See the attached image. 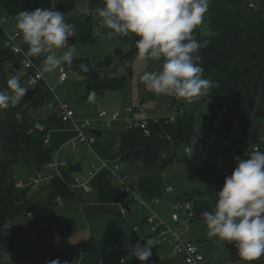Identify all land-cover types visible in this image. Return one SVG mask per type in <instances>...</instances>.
<instances>
[{"label": "trees", "instance_id": "16d2710c", "mask_svg": "<svg viewBox=\"0 0 264 264\" xmlns=\"http://www.w3.org/2000/svg\"><path fill=\"white\" fill-rule=\"evenodd\" d=\"M39 2L40 0L23 4L10 3L5 9L18 15L21 11L40 7ZM78 2L88 3L90 10L103 7L102 0H55L54 9L63 11L67 17ZM251 3H255L257 7H252ZM208 21V34H204L199 28L194 31L198 41H209L206 47L200 49V60L197 63L204 69V78L212 81L210 96L215 117L220 118L223 135L229 133L235 121H239L242 141L248 134L252 118L255 116L259 120L264 119V0H211ZM91 33L84 40L88 41ZM137 39L134 34L126 35L125 43L129 46L127 52L118 48L114 55L107 56L102 62L88 65L83 100H90L105 90H120L125 87L127 77H113L109 73L115 56L121 61H130L137 55ZM41 87L46 88L44 82ZM26 102L0 111V264H43L37 260L42 251L49 254L45 264H50L55 259H59L61 264H72L83 255L86 247L69 242L76 230L75 220L58 216L52 210L34 218L32 208L38 202L35 191L31 187H19V180L14 176L15 165L40 167L42 163L36 160L39 143L51 130L61 123H67L62 121L59 113H53L47 119L36 118L31 114V109L36 104L27 105ZM17 113L20 114V119H17ZM149 129V136L139 128L124 130L121 133L118 158L124 164L140 161L149 173L161 174L178 158L180 148L194 138L195 119L188 115L178 116L175 122H171L168 117L150 119ZM255 135V147L264 151L259 128ZM247 158L248 156L245 159ZM233 169L229 168L231 172ZM225 176L216 170V166L206 162L202 178L209 197L202 198L199 195L201 193L192 192L185 198L193 203V219L204 220L201 214L212 211ZM46 190V201L52 208L58 203L55 201L57 197L71 202L76 194L59 178L53 179ZM119 192L120 189L112 184L110 177L101 176V200L122 201ZM29 212H32V217L28 216ZM54 232L61 238L58 244L51 242L50 237ZM147 234L146 227H142L139 232L133 231L130 239L131 264H142L132 255V251L137 242L143 244L146 241ZM141 236L144 237L143 240ZM32 238L38 242L45 241L42 244L43 250ZM5 248L14 250V260L4 259ZM159 249V246L152 248L153 254L146 264L180 263L175 257L161 259Z\"/></svg>", "mask_w": 264, "mask_h": 264}, {"label": "clouds", "instance_id": "9594fccd", "mask_svg": "<svg viewBox=\"0 0 264 264\" xmlns=\"http://www.w3.org/2000/svg\"><path fill=\"white\" fill-rule=\"evenodd\" d=\"M210 3L211 0H102L103 7L97 8L98 23L109 30V36L131 33L138 37V59L162 61L159 71H145L140 77L148 91L191 102L205 95L212 85L197 63L200 49L209 41H198L194 35ZM15 27L17 35H22L29 45L26 57L44 55V73L71 63L77 44L71 43L69 37L75 36V29L66 22L63 11L43 7L21 11ZM27 92L17 77H10L7 88L0 90V109L18 105ZM247 155V159L234 157L236 167L225 176L214 208L201 215L209 238L218 237L232 244L239 258L252 264L264 256V151L253 150ZM154 246L153 238L143 244L137 242L132 255L146 264ZM50 264L61 262L55 259Z\"/></svg>", "mask_w": 264, "mask_h": 264}, {"label": "crops", "instance_id": "0c3cea01", "mask_svg": "<svg viewBox=\"0 0 264 264\" xmlns=\"http://www.w3.org/2000/svg\"><path fill=\"white\" fill-rule=\"evenodd\" d=\"M31 1L35 0H0V7H6L10 3L23 4ZM43 1L44 0H40L39 2L40 7H43ZM81 4H83V2H78L77 6ZM4 7H2L3 10L5 9ZM89 12L90 8L87 13L69 14L65 17L66 22L73 25L75 29V36L76 34L78 36H82V34H85V31L87 32L89 30V27L86 26V15ZM6 21L4 24H6ZM90 30L92 32L93 28H90ZM17 31L18 30L13 29V27H10L9 29L5 26L4 30L0 32V90H5L7 88V81L10 77L15 76L19 79L20 68L22 69L21 72L23 79L26 78L23 58L25 57L24 54L28 51L29 45L23 41L21 36L19 41L23 54H14L10 49L9 36ZM28 58H30L38 67L42 68L44 60L43 54L38 57L33 56ZM89 64L94 65L96 63L94 60L91 61L89 57H73L70 64L64 63V65L59 68L58 76L53 73H45V91H43L39 96H36L34 99L28 101V103L26 102L28 99L24 96L19 104L23 102H26L25 104L27 105L36 104L32 109H35L41 104L48 108L47 99L51 96V94H54L58 99H60L56 90L58 88H64V95L68 97L67 99L71 100L70 103L74 106V97H76L79 92L81 95V107L77 108L74 106L76 109L75 118L78 122L85 119L91 120L92 127L90 129H85V132L93 133V131H96L101 135V137L96 135L98 137V141L93 148L84 144H78L76 148H72L70 142L77 136V131L70 124L61 123L59 127L50 131L49 135L51 139L48 144L44 143V140L39 143L36 160L42 163V165L40 167L31 165V168L24 169L22 171V175L25 177V181H28L36 176L38 172L48 175L49 170L46 168V165L55 159L67 160L68 162H73L74 164H81L82 171L74 172L80 173L81 175H84L92 165L100 164L101 159H107L111 162L118 159L121 150V133L128 128V116L124 111V108L122 111L119 110L109 113V110L112 109L107 110V108H103V110H101L97 107L100 104L95 105V102H92L99 94L105 96L108 90L100 92L90 100H83V96L86 93L84 81L88 76L87 67ZM63 72L67 73V79L60 83L59 78ZM76 82H79V90L76 94H72V91H74V87L76 86ZM26 89H29V87H26ZM143 103H145L144 100L141 104ZM1 110L3 109H0V111ZM47 111L48 113L45 115L42 113L43 117L39 119H47L53 113H59L58 110L51 109L50 107ZM102 111H107L110 115L120 113V119L115 121L111 127H107L105 121L99 118V113ZM124 165L125 173L129 176L136 192L143 199L152 200L153 198L160 197L164 199V203L160 205H151L149 208L141 206L140 204H134L131 207L128 218H124L120 213V208L117 202L103 201L100 199L101 176L110 177L107 170H104L100 174L96 175L92 179L88 189L85 190L80 188L76 190L75 197H73L71 202L62 200V203H69L71 206H68V210H63L65 213H62L68 216H61L60 214L58 216L71 217L76 222V230L71 236L73 237V241L69 242L71 244L86 246L83 255L78 260L72 262V264H119V261L122 258L127 261V258L125 257L126 254L130 253L131 255L130 239L132 237L133 227L144 221L152 212L157 213L165 222L172 225L170 219L164 217L161 213L163 210L162 208L169 210L177 199L168 197L170 195H165L164 190L166 187L161 182V179L157 177V173H149L140 161ZM111 180L112 184L119 188V182L112 178ZM49 184L50 180H47L42 183L41 187L37 191H35L36 200L43 197L44 194H46L44 196L46 200V188ZM120 194L121 192H119V196ZM122 198L126 199L124 197ZM58 204L59 203H57V205ZM55 207H51L52 209L47 212H50L51 210L53 211ZM50 239L53 244H58L61 241L60 236L56 232L51 235ZM164 246L166 249H170L171 251L172 248L170 244ZM162 247H159V250H161ZM40 255H43V257L45 256L42 261V263L45 264L49 258L48 252ZM167 257H172V252L166 256H160L161 259H165Z\"/></svg>", "mask_w": 264, "mask_h": 264}, {"label": "rangeland", "instance_id": "374dc122", "mask_svg": "<svg viewBox=\"0 0 264 264\" xmlns=\"http://www.w3.org/2000/svg\"><path fill=\"white\" fill-rule=\"evenodd\" d=\"M54 4L55 0H44L43 8L54 9ZM4 16L7 20L4 27L6 26L9 29L10 27H13V29H16L15 23L17 15L13 16L4 9ZM86 16V26L89 27V30L87 32L85 31V34H82V36H78L76 34V36L70 37L71 42L80 46V50L76 51L73 57H89L91 61L94 60L95 63H99L107 56L114 55L118 48L127 52L129 46L125 43L126 35L113 34L112 36H109V30L102 27L98 23L99 18L97 16V9L90 10ZM90 28H93V33H91ZM197 28H199L204 34H208L210 32L208 12L205 15L204 22ZM0 32H2V30H0ZM90 33L92 37L90 36L88 41L84 40V37ZM58 55H62V52L58 51ZM161 67L162 61H154L152 59L140 60L137 55L130 61H121L119 57L115 56L109 74L113 77H127L125 87L120 90H108L105 96L99 94L92 102H95V105L100 104L97 107L101 110H103V108H107V110L112 109L109 110V113L119 110L122 111L124 106H143L149 111L148 117L152 119L185 115L194 117V138L189 144L183 145L180 148L179 158L167 166L162 174H157V177L161 179V182L165 185V187L172 186L174 188L175 191L170 194V196H167L173 199L175 198L177 201H183L186 198V195L192 192L201 193L199 195H201L202 198H208L209 196L206 191V183L202 178V170L204 169L206 162L209 161L213 166L222 165L226 168H235V156H240L242 159H245L248 156L247 154H250L251 151L254 150L256 145L255 133L258 128L259 134L261 135L260 137H264V119L259 120L254 116L251 120L248 134L242 141H240L242 138V129L239 121H235L229 133L223 135L220 123L215 117V110L210 96L211 87L205 95L193 98V102L186 106L183 114L179 113L180 104L186 101L177 99L174 96L156 95L148 91L140 79L145 71L157 72L161 69ZM19 70V80H21V86L26 88L28 87L26 78L23 79L21 72L22 69L20 68ZM58 71L59 68L53 72V74L58 76ZM75 85L76 86L74 87L72 94H76L79 90V82H76ZM43 91H45V89H43L37 96H39ZM56 93H58L61 100L71 102V100L67 99L68 97L64 95V88H58ZM80 98L81 95L78 92V95L74 97L75 101L73 102L75 103L74 106L77 108L81 107ZM143 100L145 103L141 104ZM28 101L30 100L28 99L27 103ZM48 108L42 104L38 105L35 109L31 110V114L37 118H42V113H44V115L47 114ZM213 133L216 135L213 148L209 151L198 153L196 151L198 143L206 142L209 136ZM186 147H190L192 152L187 153ZM30 166L31 165L27 164L15 165V179H25L22 175V171L26 168H31ZM45 195L46 194H44V196ZM44 196L38 198L37 204L32 208L34 218L52 209L51 206L47 204ZM68 206L71 205L69 203H59L53 209V212L57 215L60 214L61 216H68L66 214H62L65 213L63 210H68ZM162 209L161 214L170 219L173 226H177L171 219L172 206L169 210L164 208ZM181 214L184 218L183 211ZM178 228L184 234L186 239L192 240L201 246L206 259L210 264H246L245 261L239 258L237 250L232 244H228L227 242L220 240L218 237L209 238L206 235L207 227L204 220H186L180 224ZM32 240L39 244V247L43 250L42 244H45L44 240L40 242L33 238ZM69 241H73V237H70ZM170 252H172V250L170 251V249H166L164 246L158 251V254L163 257ZM13 253L14 250L12 248H5L3 251L4 259L7 261L14 260ZM42 257L43 255H40L39 258L37 257V260L43 261L45 256L43 258ZM125 257L127 258L128 263L131 264L129 262L131 259L130 253H127ZM252 264H264V256H261L258 260L253 261Z\"/></svg>", "mask_w": 264, "mask_h": 264}, {"label": "built area", "instance_id": "2783aa9c", "mask_svg": "<svg viewBox=\"0 0 264 264\" xmlns=\"http://www.w3.org/2000/svg\"><path fill=\"white\" fill-rule=\"evenodd\" d=\"M252 7H257L255 3H251ZM6 18L4 16V10L0 7V30H4V23ZM22 35H17V32L12 33L9 36L10 49L14 54L20 55L23 54V50L20 46V38ZM23 66L26 70V81L29 88H35L41 86L45 81V73L42 71V68L38 67L30 58H23ZM59 82L62 83L67 79V73L63 72L59 78ZM191 102H182L179 107V113L183 114L185 108ZM48 106L51 109H56L59 111L61 119L63 122L70 124L76 131L77 136L71 140L70 145L72 148H76L78 144H84L93 148L97 141L98 137L94 133H86L85 129H90L92 127V121L89 119L82 120L80 122L75 118L76 109L69 101H62L58 99L54 94L47 99ZM225 110H227L225 108ZM128 118V129L139 128L147 136L151 135L149 129V111L146 110L143 106L139 107H124ZM120 113L109 114L107 111H102L99 113V118L104 120L107 127H111L115 121L120 119ZM171 122L177 120V116L169 117ZM220 122V118H218ZM216 135L213 133L209 136L206 142H200L196 146V151L198 153H203L209 151L213 148ZM50 135L48 134L44 143L48 144L50 142ZM261 141H264V137L260 138ZM254 150H258L257 147ZM186 152L191 153L192 149L186 147ZM69 164L67 160H52L47 163L46 168L49 170L48 175H44L42 172H38L36 176L31 178L28 181L24 179L19 180V187L27 188L31 187L32 190H38L42 183L50 180V182L59 178L67 183L72 191L77 189H88L92 179L107 170L108 175L119 182L120 192L123 194L122 201L117 202L120 208V213L124 218H128L131 211V207L134 204H140L144 207H150L151 205H160L164 203V199L160 197L153 198L152 200L143 199L133 187L129 176L125 173V165L121 158H118L116 161L111 162L107 159H101L100 164L92 165L84 175L80 173H72L69 170ZM216 170L223 173L224 175H230L232 172L229 168H226L222 165H216ZM174 192L172 186L165 188V194L170 195ZM56 201L62 203L61 197H57ZM184 212V218L182 217L181 212ZM29 217H32V212L28 213ZM195 216V211L193 208V203L190 200L184 199L183 201H176L172 204V213L171 219L177 226H172L165 222L157 213L152 212L144 221L136 224L133 227V231L139 232L142 227H146L148 234L146 240L153 238L155 240V246L162 247L164 245L170 244L172 250V257L177 258L180 263L183 264H210L205 256L204 251L201 246L189 239H186L182 232L179 231L178 226L184 221H191ZM119 264H128L127 261L122 258L119 261Z\"/></svg>", "mask_w": 264, "mask_h": 264}, {"label": "water", "instance_id": "95a60500", "mask_svg": "<svg viewBox=\"0 0 264 264\" xmlns=\"http://www.w3.org/2000/svg\"><path fill=\"white\" fill-rule=\"evenodd\" d=\"M89 11V5L88 3H83L77 7H75L73 10H71L69 12V14H84L87 13ZM80 49V46L77 45V51ZM43 90V88L41 86L35 87V88H29L28 92L26 93L25 97L29 100L34 99L37 94H39L41 91ZM218 114V112H216V115ZM94 134H96L98 137H101V135L99 133H97L96 131H93ZM69 170L70 172L74 173V172H81L82 168H81V164H74L73 162H70L69 164ZM120 198L123 197V194L121 193Z\"/></svg>", "mask_w": 264, "mask_h": 264}]
</instances>
